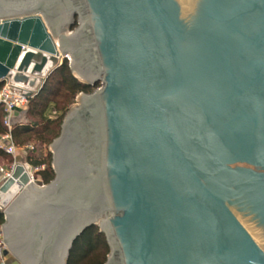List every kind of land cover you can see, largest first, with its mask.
<instances>
[{
    "label": "water",
    "instance_id": "1",
    "mask_svg": "<svg viewBox=\"0 0 264 264\" xmlns=\"http://www.w3.org/2000/svg\"><path fill=\"white\" fill-rule=\"evenodd\" d=\"M65 61L100 87L54 180L0 187L13 259L67 264L96 226L106 264H264V0H0V83L32 98Z\"/></svg>",
    "mask_w": 264,
    "mask_h": 264
},
{
    "label": "trees",
    "instance_id": "2",
    "mask_svg": "<svg viewBox=\"0 0 264 264\" xmlns=\"http://www.w3.org/2000/svg\"><path fill=\"white\" fill-rule=\"evenodd\" d=\"M76 27V26H75ZM4 83H0V91ZM100 84L92 87L81 83L73 75L69 62L54 70L42 88L30 99L25 113V121L13 123L12 136L18 147H26L31 142L50 146L61 133L64 119L82 93L91 94ZM54 116V117H53ZM6 112L0 105V136L8 132L5 126ZM29 162L35 168L44 166L38 175L41 182L51 183L55 174L52 169V155L41 157L39 147L29 150ZM0 158H11L0 149ZM5 224V215L0 211V227ZM110 248L106 237L98 227L88 229L75 243L67 264H106Z\"/></svg>",
    "mask_w": 264,
    "mask_h": 264
},
{
    "label": "built area",
    "instance_id": "3",
    "mask_svg": "<svg viewBox=\"0 0 264 264\" xmlns=\"http://www.w3.org/2000/svg\"><path fill=\"white\" fill-rule=\"evenodd\" d=\"M69 60L70 59L68 58V61ZM28 93L29 91L26 88L17 86L11 81H7L0 91V105H2L5 109V126L8 129V132L6 134L0 136V149H2L7 155L12 156L15 159L13 165L9 168L0 166V187L8 179L12 178L18 166H22L25 168V173L29 178V184L33 183L35 185H38L40 183L42 187L47 185L38 180L35 176L37 172L44 170V166L41 168H33L32 166H30L31 169L30 171H28L26 169V166L29 164L20 165L16 160V156L21 151V148L15 144L12 136L13 119L19 112H25L27 110L29 101L31 99L28 97ZM25 149L32 150L33 147L28 146ZM1 209L2 211H4L3 207ZM4 239L5 237L2 226L0 227V264H14L12 263L13 257L8 250V246L4 242Z\"/></svg>",
    "mask_w": 264,
    "mask_h": 264
},
{
    "label": "rangeland",
    "instance_id": "4",
    "mask_svg": "<svg viewBox=\"0 0 264 264\" xmlns=\"http://www.w3.org/2000/svg\"><path fill=\"white\" fill-rule=\"evenodd\" d=\"M78 105V102H77V100H76V102H75V104L72 106V108L71 109H73L74 107H76ZM54 117V116H53ZM29 146H32V147H39V155L41 156V157H48V154L50 153V151H51V145L50 146H47V145H39L38 144V142H35V141H33V142H31V144L29 145ZM26 147H28V146H26ZM26 147H20L21 148V151L17 154V156H16V160H17V162H18V164H20V165H26V164H29L30 166H32L31 164H30V162H29V150H26L25 148ZM24 150V151H23ZM14 161H15V159H14V157H12L11 156V158H0V166L1 167H5V168H9V167H11L12 165H13V163H14ZM33 168H35L34 166H32ZM38 173L39 172H37L36 174H35V176H36V178L38 179V180H40L41 181V178L39 177V175H38ZM1 187H2V185H1ZM2 205H1V203H0V211H2V207H1ZM13 260V262L12 263H14V264H18L14 259H12Z\"/></svg>",
    "mask_w": 264,
    "mask_h": 264
},
{
    "label": "crops",
    "instance_id": "5",
    "mask_svg": "<svg viewBox=\"0 0 264 264\" xmlns=\"http://www.w3.org/2000/svg\"><path fill=\"white\" fill-rule=\"evenodd\" d=\"M25 121V113L24 112H19L15 118L13 119V123H18V122H24Z\"/></svg>",
    "mask_w": 264,
    "mask_h": 264
},
{
    "label": "flooded vegetation",
    "instance_id": "6",
    "mask_svg": "<svg viewBox=\"0 0 264 264\" xmlns=\"http://www.w3.org/2000/svg\"><path fill=\"white\" fill-rule=\"evenodd\" d=\"M19 264V263H18Z\"/></svg>",
    "mask_w": 264,
    "mask_h": 264
}]
</instances>
